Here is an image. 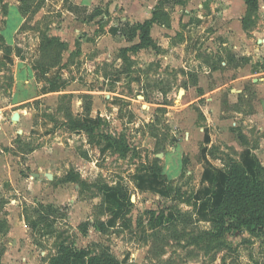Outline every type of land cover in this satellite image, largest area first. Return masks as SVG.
I'll return each mask as SVG.
<instances>
[{
    "label": "rangeland",
    "instance_id": "obj_1",
    "mask_svg": "<svg viewBox=\"0 0 264 264\" xmlns=\"http://www.w3.org/2000/svg\"><path fill=\"white\" fill-rule=\"evenodd\" d=\"M157 2L0 0V197L6 200L0 211V264H49L63 244L93 254L107 246L124 264H221L223 259L264 264V231L254 237L246 228L230 230L225 239L231 245L219 254L189 244V237L205 236L201 230L210 225L207 210L193 213L183 199L201 185L202 143L184 139L197 127L178 126L181 119L187 125L198 119L188 113L187 97L177 100L185 81L191 85L195 80L189 70L197 56L215 67L240 66L264 77V8L248 17L241 36L235 23L227 27L233 20L204 13L181 16L182 7L174 5L170 26L178 25V17L185 26L172 33L158 29L156 39L164 50L128 52L132 63L125 61L130 67L125 72L121 49L140 38L130 41L121 30L145 19ZM211 6L220 11L223 2L204 10L212 11ZM199 9L194 3L188 10ZM99 34L106 35L101 43ZM6 44L12 46L9 54ZM229 69L225 76L237 74ZM232 87L226 86L221 96ZM189 92L191 86L185 95ZM89 102L94 117H82L95 125L92 136L68 126L70 109L82 112ZM15 112L18 120L12 119ZM260 127L247 129L258 143L264 133ZM174 140L183 144L176 152ZM215 148L236 159L233 145L222 142ZM159 167L167 175L151 174ZM73 168L88 185L64 181ZM149 210L155 211L154 227ZM177 216L176 225L168 223ZM29 220L40 221L32 228ZM101 222L107 230L98 227Z\"/></svg>",
    "mask_w": 264,
    "mask_h": 264
},
{
    "label": "crops",
    "instance_id": "obj_2",
    "mask_svg": "<svg viewBox=\"0 0 264 264\" xmlns=\"http://www.w3.org/2000/svg\"><path fill=\"white\" fill-rule=\"evenodd\" d=\"M183 4H178L181 8V16L185 17H192L193 15L200 16L201 14L208 16L210 18H214L217 15H221L223 19H230L233 20L231 24H228L227 27H231L235 23L236 29L239 31L241 36L245 34L244 26H243V15H245L248 11V5L246 0H183ZM141 2V0H140ZM220 2H223V7L220 11H217L216 8L208 9V12L204 9H207V6L210 5H219ZM263 2V4H262ZM196 4L200 8L197 12H193L188 10L191 4ZM262 4V6H261ZM155 5L151 7L149 10V14L146 16L145 19H141L139 22H143L144 20L152 17V11ZM258 7L260 11V7L264 8V0H258ZM209 8V7H208ZM204 11V12H203ZM16 16L19 18V13ZM178 25L173 26H165L159 25L154 23L151 29V36L157 42L159 46L161 44L157 41L156 33H158V29L164 28L168 33H172L174 31V27H176L180 32V27L185 24H181L180 19L178 17ZM237 20V21H235ZM196 28L195 22L188 23ZM20 26V24H19ZM18 26V27H19ZM187 26V25H186ZM232 29V28H231ZM17 29H14V32ZM109 31H107L108 33ZM230 32V31H229ZM232 34V33H231ZM229 34V35H231ZM114 36V35H113ZM106 37L104 34L98 35V41L100 42ZM181 39V40H180ZM181 43L184 42V39L180 37L178 39ZM196 41V40H195ZM10 43V42H9ZM171 46L174 48L178 47V44H173ZM192 44V43H191ZM190 44V45H191ZM196 44V43H195ZM226 45L227 43H223ZM11 45V44H10ZM177 46V47H176ZM200 46V43H198ZM162 48L165 46H161ZM214 47V46H213ZM264 48V47H263ZM212 51V48L209 47ZM164 50V48H163ZM201 50V49H200ZM197 51V52H196ZM195 53H198V50H195ZM187 62L182 64L184 69L189 70L186 66ZM229 68L222 69V67H215L212 64L208 63L207 61L202 60L199 56L194 57L192 69L190 68L189 71H192V75H194L195 80L192 81L191 85H188L185 81L183 86L184 89H181L177 95V100H184L189 99L185 106L187 107V111L189 114L196 115L197 121L189 123L184 122L181 118V114L179 118L181 119V125L178 126H196L197 128L193 130L191 133L187 131L185 134V140L191 143L197 142L202 143L201 150H200V158L199 162L203 165V170L201 174V185L198 188L191 192V196L193 200L197 201V204H192V211L193 213H200V209L204 208V203L207 202L209 205L213 203L215 198L218 196L220 188L223 183V179L227 174V168L225 166L224 161L221 159V155L217 153L216 156H213L211 150L215 148L219 143L225 142L227 144L233 145L236 148L237 156L236 159L242 163V165L248 170L250 174H253L255 168L257 166V161L264 167V133L262 135V141L259 143L257 140H253L252 131H247L248 128H252L253 126H263L264 128V77L259 78L253 75H249L246 72V69H242V67L232 68L229 71H234L237 74L235 76H231V78L225 76V72H228ZM241 70V72H240ZM188 71V74H189ZM218 73H220L218 75ZM189 76V75H188ZM216 80L213 83V78ZM224 76V77H223ZM212 83V84H211ZM235 86L230 88L227 93L221 96V91L226 86ZM242 85V86H241ZM191 86L193 92H189L188 96L185 95L187 92V88ZM238 87V88H237ZM249 87V89H248ZM168 95V93H167ZM253 102V108H252ZM258 104V106H256ZM169 106V104L165 105ZM247 107H251V110H247ZM93 108L89 116L94 117ZM186 111V110H184ZM72 112L75 115H82V112L75 113L73 110ZM97 117H102V112L100 113L97 111ZM219 127H221L220 131L223 134L219 133ZM260 127V128H261ZM75 132H79L76 130ZM81 132H85L82 130ZM226 133V136L224 135ZM229 135L230 139L227 138ZM245 140L246 142H244ZM222 141V142H221ZM180 145L183 146L182 142H178V140L173 141V149L176 152ZM168 173V172H167ZM151 174H153L151 172ZM166 174V172L164 173ZM169 174V173H168ZM167 175V174H166ZM170 175V174H169ZM163 194V192H161ZM200 198H199V195ZM190 196V195H189ZM188 197V196H187ZM185 198V196L183 197ZM177 201V200H176ZM205 201V202H204ZM179 203H183V201H177ZM203 206V207H202ZM208 207V206H207ZM206 210L204 213H206ZM202 213V212H201ZM196 215V214H195ZM209 220L210 227L208 230L212 229L213 227V220L207 214ZM200 219V217H199ZM244 230V229H243ZM240 232L241 230H236ZM263 232V231H262ZM228 234L230 231L227 232ZM260 233V232H259ZM259 233L251 232L250 235L257 237ZM253 239V237L251 238ZM228 247L225 249L217 250L215 254H219L224 251H228L230 242L227 239ZM250 261V258L247 259ZM221 264H234L231 262H226V260H222ZM243 264H247L245 262H241ZM250 264H258V263H250Z\"/></svg>",
    "mask_w": 264,
    "mask_h": 264
},
{
    "label": "trees",
    "instance_id": "obj_3",
    "mask_svg": "<svg viewBox=\"0 0 264 264\" xmlns=\"http://www.w3.org/2000/svg\"><path fill=\"white\" fill-rule=\"evenodd\" d=\"M183 3V0H158L157 4L153 8L151 18H148L143 22H138L136 24H127L123 27L124 32L121 30V33L123 36H126L128 40L133 41L137 37L140 38L139 43L121 49L123 54L120 56V58L123 59L125 64V61L129 62L130 65L132 63L128 52H138L143 48L149 47H152L157 51H160L162 49L161 46H159L157 42L152 38L151 29L154 23L170 26V9H172L174 5ZM246 3L248 5V15L243 19V24H246L249 19L248 17L253 12L258 10V0H246ZM5 51L8 54L11 53L12 46L6 44ZM125 66L127 67L125 68V72H129L128 69H130V67L127 64ZM104 73L105 76H107L108 73L106 71H104ZM168 92L169 91H166L165 93ZM83 108L84 111L82 115H75L70 109L69 122L72 123V125L68 126H70V130L72 131L84 130L89 134V136H92L94 134L95 125L89 123L82 117L84 114L89 116L92 110V105L90 102L85 103ZM152 135L156 136L157 133L152 132ZM243 141L246 142L245 140ZM114 143L117 150H123L120 141H115ZM216 151V148H213L211 150L213 156L217 155ZM221 159L225 163L227 174L223 179V183L218 196L214 199L215 201L210 205L204 201V208H202V210L207 209L209 216L213 220V227L210 230H201V232L203 233H201L200 235H205L206 237L192 236L188 238L189 244L200 246L203 249L212 252H216L217 250L225 249V247H228L225 235L232 229L243 230L246 228L253 233H255L256 231H264V167L260 164V162L257 161V166L254 173L250 174L248 170L242 165V163L237 159H227L224 156H221ZM150 172L157 175L159 173H162V175H164V172H162V169L160 167L150 169ZM64 179V181L66 182L70 181L79 183L81 186L88 185V182L82 179L80 172L75 170L74 168L70 169L66 173ZM102 189L107 191L112 190L105 185L102 187ZM183 199L191 205L197 204V201H194L192 196H188V198ZM5 203L6 200L3 197H0V211L3 209ZM149 213L151 214L152 220L150 221V227H154L156 226L154 222L155 211L149 210ZM182 215H186V213L181 214V216ZM177 220L178 216L177 218L171 219L170 221L168 220L169 222H167L171 223V225L174 226L176 225L175 223H178ZM39 221L40 220H29L28 222L32 228H35ZM2 226L3 222L0 223V229H2ZM98 227L102 231L107 230L105 222H101ZM88 228L89 227H86L85 233L88 232ZM167 228L169 227L167 226ZM206 239L209 244H206V246L203 247V245H205L206 243ZM200 247H198L199 250L204 251ZM101 249L102 250L99 254H93L88 248L76 249L73 245L63 244L60 246L58 253L50 257L49 264H73V262L77 259H86V264H124L113 254L109 247L101 246Z\"/></svg>",
    "mask_w": 264,
    "mask_h": 264
},
{
    "label": "water",
    "instance_id": "obj_4",
    "mask_svg": "<svg viewBox=\"0 0 264 264\" xmlns=\"http://www.w3.org/2000/svg\"><path fill=\"white\" fill-rule=\"evenodd\" d=\"M19 117H20V114H19L18 112H15V113L13 114V116H12V119H13V120H18Z\"/></svg>",
    "mask_w": 264,
    "mask_h": 264
}]
</instances>
